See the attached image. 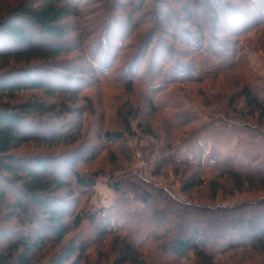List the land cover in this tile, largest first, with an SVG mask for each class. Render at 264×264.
Masks as SVG:
<instances>
[{
    "label": "trees",
    "instance_id": "16d2710c",
    "mask_svg": "<svg viewBox=\"0 0 264 264\" xmlns=\"http://www.w3.org/2000/svg\"><path fill=\"white\" fill-rule=\"evenodd\" d=\"M93 1L96 4L95 0L20 4L0 21V66L11 60L20 65L0 73V264H32L34 255L52 244L59 246L58 251L45 264H178L187 253L193 254L195 264H217L218 256L235 248L264 252V197L217 208L182 202L188 206L182 208L165 189L148 187L142 175L127 173L110 182L116 193L112 206L86 213L68 202L94 187L97 173L75 167L92 162L98 145L90 149L87 139L81 138L73 148L82 150L71 148V162L60 155L14 154L27 143L56 147L65 142L71 132L52 130V120L74 114L82 124L76 130L93 128L111 155L131 154V141L153 139L142 151L159 153L155 176L165 166L194 167L183 181V191L200 186L207 175L213 177L212 198L220 178L235 191L264 188V131L247 121L253 114L264 118V82L247 78L241 43L246 33L264 27V0H173L172 20L157 7L162 2L168 14L174 13L170 0H152L151 13L148 0H99L105 4L90 7L96 12L90 20L82 8ZM144 15H152L154 22L131 46L126 40L137 27L150 24ZM68 20L77 21L80 31L87 20L96 26H86L76 39L74 29L66 27ZM204 20L207 31L201 27ZM211 23L223 27L214 29ZM112 25L116 29L111 30ZM168 28L177 30L178 36ZM228 32L231 39L218 37ZM172 37L178 38L177 49L169 44ZM70 40L74 45L66 46ZM86 51L96 70L94 78L78 57ZM68 54L72 57L62 59ZM229 69L246 78L241 87L229 91L228 104L218 107V115L200 108L178 113L169 109L167 102L180 106V98L192 104L179 87L182 82L217 80ZM91 88L93 95L87 93ZM23 90L63 98L57 103L40 97L12 105L10 100ZM211 92L201 91L205 101L219 98L223 104L225 96ZM78 100L85 105L71 108ZM146 110L162 115L164 125L153 124ZM109 119L113 124L104 123ZM67 123L74 124L71 119ZM188 124L192 129L185 128ZM78 136L79 132L71 142ZM233 138L238 149L232 154L223 156L214 146ZM180 145L190 150L183 159L178 156ZM86 228L94 234L90 239ZM70 232L75 237L61 246ZM107 239L112 240L110 248L104 249ZM92 246L94 254L89 252Z\"/></svg>",
    "mask_w": 264,
    "mask_h": 264
},
{
    "label": "rangeland",
    "instance_id": "374dc122",
    "mask_svg": "<svg viewBox=\"0 0 264 264\" xmlns=\"http://www.w3.org/2000/svg\"><path fill=\"white\" fill-rule=\"evenodd\" d=\"M36 1L39 3L40 0H0V21L3 20L12 9H14L15 7H18L20 4H23L25 6L27 5L35 6L37 3ZM148 1L150 5H149V8H147L149 10L147 13H151L152 11H150V9L152 5L151 3L152 0H148ZM153 1L156 2V0H153ZM95 2L96 4H94V1L90 4L89 3L86 4L85 2V6L84 8H82V10H84L85 12L87 11L86 13L87 15H89L87 17L89 18L95 17V13H96L95 11L90 10V7H98L97 5L105 4V2H99V0H95ZM161 3L162 2H160L159 6H157L159 9V12L163 14V11H164L165 15H168L166 17L171 18V20L174 19L175 12H176L175 10L176 5L173 4L174 1L173 0L169 1V3L172 5L171 8L174 10V13L169 12V14H168V10H166L165 6L162 5ZM243 3H247V2H243ZM188 8L192 9L193 11V8L191 6ZM177 10H178L177 15L179 16V18H181V15H180L181 12L179 11L180 9L178 8ZM144 16H145L144 22L145 23L148 22L150 24L137 27L138 29V30L136 29L137 32L135 30L134 35L133 36L131 35L129 39L126 40V43L128 44L130 43L131 46H133L138 36H140L141 33L145 31V29H148L149 27H151V25L154 22L152 15L151 16L144 15ZM92 19L93 18H91L90 20ZM90 20L85 21L86 26L90 28H94L96 26L94 25L95 22L94 21L90 22ZM141 20H142V16L139 18V21ZM169 23L171 22L169 21ZM172 23H174V21ZM67 24L68 25H66V27L68 30L74 29V33L72 34L74 35V37H76V39H78V37L79 38L82 37L83 32H84L83 29L86 27L84 26V24H82L83 31L82 30L80 31V29L76 27L79 25L77 21L68 20ZM212 24H213V28L215 27L216 29L223 27V24L218 25V27L214 23H211V25ZM230 25L234 26L233 24H230ZM75 27L77 28V30H75ZM201 27L202 29L207 31L208 22L204 20L201 24ZM114 28L116 29V27L115 26L113 27V25L110 27L111 30H114ZM132 28L130 27V29ZM171 31L175 32L174 34L176 35L177 30L173 29ZM230 35L231 34H229L228 32V34H222L221 36L219 35L218 37L220 39L221 38L231 39ZM177 36L178 35H176V37ZM176 37L174 38L172 37L170 40L171 42H169V44L174 49H177L176 47H177V44L179 43L177 42L178 38ZM241 43L243 46L244 57L246 59V66H247L246 71L248 70V72L246 73L247 78L252 76L256 79L257 82H264V27H259V28H256L246 33L243 39L241 40ZM180 44L182 43L180 42ZM73 45H74L73 40H70L68 43H66V46H69V47ZM79 55L80 56L78 57H80V62L86 65L85 67L88 68L90 72L89 78H94V73H96V70L94 69L93 62H91L92 60L88 58V55H89L88 51H86L85 54L81 53ZM69 56L72 57L71 54H68V55H64L62 59L67 58ZM169 56L171 55L169 54ZM221 56L226 57L225 54H221ZM19 67H20L19 63H16L13 60H11L8 62V64L5 67L0 66V73L1 72H11L15 69H18ZM245 78H246V75L245 77L243 76L240 77L239 73L235 71H231L229 69L227 71L222 72L217 77V80L209 79V82H203V83L197 82L198 79H193L195 81L188 80L187 82H182V84L179 87L183 89L186 97L188 95V97L192 101V104L189 102H188L189 104H187L186 102H183L182 101L183 99L181 98L179 99V101L182 102L180 106L175 107L174 104H171V101H168L167 104L171 105V108H169L170 110L174 108L173 110L175 111V113L176 112L178 113V111L181 112L184 108L190 107V109L196 110V112H198L197 109L200 108L199 109L200 111L211 113L213 115H218L217 114L218 107L221 105L224 108L228 104L227 103L225 105V101L227 100L229 91H235L237 88L241 87L243 85V82L245 81L244 80ZM208 89L211 90L212 91L211 93L213 94L219 92L220 95L225 96L223 100V104H221V101H220L221 99L219 98L218 100H214L213 102L205 101L203 95L201 94V91L202 90L208 91ZM92 91L93 90L91 88V90H89L87 93L92 94ZM190 95L194 96V98H192ZM40 97L44 100H47L48 102H56V103L60 102L61 99L63 98V96L61 95H55V96L48 97V96H44L41 92L23 90V91L16 93L14 96V99L10 100V103L12 105H16L18 103H22L25 101L39 99ZM81 104L85 105L84 102H81L78 100V102L72 105L73 107L71 108H74L77 106L80 107ZM234 106H231L230 110H232ZM146 111L148 112V117L154 120L153 124H155L156 126H160V127L164 125L162 115H160L159 113L157 114L155 112L152 113L151 111H148V110ZM229 115H234V113L229 112ZM68 119H71V122L74 124L68 125L67 123ZM111 120L112 119H109L108 122L104 121V123L111 125L113 124ZM247 121L249 123L255 124V126L257 125L259 129L264 131V118L258 120L257 114H253L251 117H247ZM52 123H54L52 130L59 129L60 131H62V133H66L67 131L71 132L70 136H68L69 138L64 140L65 142L58 144L56 147L38 145L35 143H27L17 148L16 150H14V154L19 155V156H24V157L35 156V155L37 156L60 155L59 158L61 160L70 159L69 162H71V158L69 157L70 152L72 151L71 148H73L75 144L77 143V141L81 140V138L85 137L88 140V141L87 140L85 141L89 143V146L91 147L90 149H96L98 145V147L100 148L98 149V152L94 155V158H93L94 160L92 162L80 163L79 165L75 167L79 171H82L83 169V170H87L92 173L94 172L97 173V176L95 178V184L92 189L83 190L82 194L79 196L78 199L75 197L69 198L70 200L68 203L71 204V206L76 210L81 209L80 211L84 210L86 213H89L92 211H96L100 208L107 209L108 207L112 206L116 199V193L113 190H111L109 186L110 182L114 180L115 178L122 176L124 174H127V173L142 175L144 179L146 180L148 187L150 186V184H154L157 187L165 189L172 195L171 197L172 199L180 203L178 205L182 208L188 207V206H184L183 203L185 202L191 203V205L193 206H206L208 208L209 207L217 208L219 206H233V205H236L237 203L253 200L255 197H258V198L264 197V188L249 190L245 186L243 187L242 191H235L230 182H228L227 180H224L223 178H220V179H217V182L219 184L218 190L215 194V197L212 198L211 192H210L209 180L212 179L213 177L208 176V175L204 176V181L200 186H196L188 191H183L182 185H183L184 179H188L190 177L188 175L193 174L194 173L193 170H195V168L191 166L189 167L165 166L164 168L159 170L158 175L156 176L153 175L152 171H153L154 164H155L154 161L157 160V158L159 157V153L152 152V151L147 153L146 151H142V146H145L146 143L149 142V145L151 143H154L153 139L148 138L146 141L138 142V143H135L133 140L130 142L131 143L130 146L133 145V151L131 154H127V153L117 154L116 153L115 155H111L110 153L112 151L108 152L107 150H103L102 143L96 139L93 128L88 127V126L86 127L83 126L79 128V130H76V127H80L82 126V124L78 123V118L74 114H71L70 116H67L66 118L62 116L60 117L58 121L52 120ZM52 123L51 125H53ZM192 127H193L192 124H188V126H186L185 128L189 130V129H192ZM163 130H164V127H163ZM78 132H79V136L81 137L78 136L77 137L78 140L74 141V143L71 142L73 141L71 137H74L75 134ZM180 138L177 141L178 143L182 140ZM261 143L264 144V139H262ZM180 144H182V141L180 142ZM180 146L181 147L179 148L178 156H179V159H183L184 157L189 155L190 150L188 149L189 150L188 151L185 145L184 146L180 145ZM214 146H216V148L219 150V152L223 156H226V155L232 154V152L238 149V140H236V138H233L231 142L229 143H226L223 145L214 144ZM79 148L81 151L82 150L81 147H75L73 148V151H77ZM113 149L115 151V148ZM80 151L78 152V154L81 153ZM63 169L67 170V167H63ZM72 171H75V169L72 168ZM68 173H70V171ZM69 189L71 190V188ZM76 192L80 194L78 191ZM59 194H61L63 199H65L64 192H60ZM122 220H123L122 222H124L125 219H122ZM68 221L70 222V219ZM10 225H14L13 222H11ZM85 232L89 233L87 237L88 239L94 236V234L93 236L91 235V232L88 230V228H86ZM71 237H75V232L68 233L60 245L63 246L64 244H66ZM111 241H112L111 239L106 240V242L104 243L105 244L104 249L110 248ZM52 245H49L42 251L36 253L34 255V261L32 262V264H45L47 259L51 255H53L56 251H58L59 246H55V245L52 246ZM91 249L92 250H89L90 254H94L95 247L92 246ZM95 256L93 257L94 260H96ZM216 261H217V264H263L264 252L253 251L247 248H235V250L222 253L221 256L217 257ZM178 264H195V259L193 257V254L187 253L185 257L183 258V260L180 261V263Z\"/></svg>",
    "mask_w": 264,
    "mask_h": 264
}]
</instances>
